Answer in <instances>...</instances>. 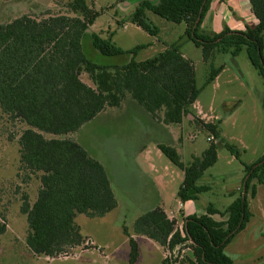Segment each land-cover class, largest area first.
I'll return each instance as SVG.
<instances>
[{"label":"trees","instance_id":"16d2710c","mask_svg":"<svg viewBox=\"0 0 264 264\" xmlns=\"http://www.w3.org/2000/svg\"><path fill=\"white\" fill-rule=\"evenodd\" d=\"M211 0H142L130 14V22L151 35L159 28L147 17L150 11L167 21L184 23L183 35L201 50L209 64L207 78L201 87L195 83L194 66L174 42L144 60H136L138 51L148 44L123 49L97 33L86 34L98 12L85 0H71L67 5L75 14H47L38 18L22 14L0 23V108L11 118L27 125L18 139L20 162L30 171L39 172L40 186L36 199L30 203L22 198L20 212L25 215L28 233L25 243L37 256L57 257L82 246L86 238L75 223L83 213L99 217L116 207L107 172L103 164L92 157L75 140L64 135L78 130L106 107H117L126 93L153 117L163 110V122L181 123L197 100L201 89L210 84L222 70L215 66L217 53L238 55L242 49L263 80L264 104V0H249L257 19L245 30L224 26L219 33L201 29ZM86 36L92 47L104 56L127 55L122 64H98L87 57L83 42ZM86 72L95 85L80 78ZM220 120L203 122L211 137L239 159L240 151L220 136ZM45 133L54 137H45ZM217 143L211 141L200 156L184 164L176 149L158 144L168 160L183 171L177 196L181 201L196 200L210 188L198 184L204 171L217 160ZM244 177L240 194L224 209L212 203L205 213L184 218L183 235L162 208L144 211L133 230L169 251L184 241H190L193 258L188 264H234L224 252L233 237L242 231L250 217L247 194L256 195V184H264V154L256 161L242 162ZM255 180V181H254ZM214 214L225 216L215 220ZM5 224L0 222V234ZM128 236L127 264H135L139 251L136 241ZM166 256L161 264H172Z\"/></svg>","mask_w":264,"mask_h":264},{"label":"rangeland","instance_id":"374dc122","mask_svg":"<svg viewBox=\"0 0 264 264\" xmlns=\"http://www.w3.org/2000/svg\"><path fill=\"white\" fill-rule=\"evenodd\" d=\"M70 1L0 0V23L8 22L22 14L35 15L38 18L47 17L46 13L78 15L68 8ZM85 1L90 8L98 12L94 22L86 30L87 35L93 32L104 38L111 37L115 45L123 49H130L138 44H149L138 51L136 60L155 55L161 51L164 43L176 42L179 44V50L193 63L196 86L203 85L209 72V64L203 61L200 48L183 36V22L167 21L147 11L148 19L158 28L171 27L167 34L163 28L159 35H151L130 22V14L142 0ZM83 46L87 57L98 64H122L128 59L127 55L112 57L98 53L87 36ZM213 64L224 65V71L216 81L201 89L196 107H191L182 124L165 123L170 133L166 130H151L142 115L128 110L126 101H136L126 93L120 107H108L107 116H97L64 137L79 143L103 164L111 177L113 174L116 193L119 192L116 186L121 190L136 192L138 183L144 182L132 178L129 166L142 146L155 150L157 142H168L177 148L181 161L187 164L193 156H200L211 141L217 142L202 128V123L220 120V136L238 148L239 159L222 143L216 145L217 160L205 170L199 180L200 184L210 186V190L199 195L198 203H212L224 212L230 201L241 192L244 177L241 161L249 164L264 154L263 80L250 64L244 49L235 57L217 53ZM80 78L86 84L95 86L86 72L82 71ZM237 102L238 106H234ZM159 113L162 116L163 111H158L157 119ZM26 128L25 123L11 118L0 108V222L5 224V231L0 234V264H127L125 254L127 248L129 252V245L128 242L122 243V233L125 234L124 228L130 219L137 212L145 211L148 205L140 204L135 199H128V204L121 203L115 211L99 217L76 214L75 223L79 226L81 234L84 237L92 235L97 246L107 245L102 248L101 254L92 251L93 253H80L78 258H64L74 252L79 253L80 248L88 247L89 241L59 255L60 258L36 256L27 249L25 238L28 226L25 215L20 212V205L25 196L30 203L36 198L40 173H30L20 162L18 139ZM44 135L54 137L48 133ZM207 136L211 139L207 140ZM160 156V159L154 158V163L163 172L164 166H167L166 178H171V182H163L160 187L163 202L169 206L175 200L183 174L166 156ZM122 171L123 174L120 175ZM237 186H240L238 191ZM231 191L234 192L230 194ZM247 200L252 213L250 224L246 230L233 237L224 251L235 264H264V184L259 186L256 197L251 198L247 194ZM105 216V220L100 219ZM219 218L222 220L225 216L219 215ZM176 246L174 253L170 255L172 261L176 260L172 264H188V258L194 257L190 242L184 241ZM151 256L152 258H149L143 253L138 264H159V253Z\"/></svg>","mask_w":264,"mask_h":264},{"label":"crops","instance_id":"0c3cea01","mask_svg":"<svg viewBox=\"0 0 264 264\" xmlns=\"http://www.w3.org/2000/svg\"><path fill=\"white\" fill-rule=\"evenodd\" d=\"M256 23H257V19H256V17L254 16V14L251 11L249 0H211L209 9L206 12V14L204 15V18L202 20L201 29L204 32H206V33H219L223 29L224 26H227L228 28H230L232 30H241L242 31V30H245L246 26L255 25ZM163 28L166 30V34L169 31H171V27L168 28V27L164 26ZM163 28H159V32H158L157 35L162 33V29ZM184 29H185V24H184ZM107 38L111 40V37H107ZM171 43H174V42L164 43L163 48L161 49V51L166 47V45H169ZM182 55L185 58L189 59L184 53H182ZM224 69H225V66L223 65L222 70L218 73V75L216 76V78L212 82H214V81H216L218 79L219 74H221V72L224 71ZM122 101H121V103H122ZM126 102H127L126 103V108L128 110H130L132 113H136V114L142 115L144 117V120L146 121V123L149 124V128L151 130H155V129H158L160 131L161 130H166V132L170 133L167 130V125L165 124V122H163V119H162L163 115L161 116V114L159 113V118L157 119V118L153 117L148 111H146L144 109L143 106H141L137 102H133L130 99L128 101H126ZM121 103L117 107H120L122 105ZM195 104H196V101L193 103L192 106L194 107ZM238 104L239 103L237 102V103H235L234 106H238ZM107 108L108 107H106L103 111L98 113L95 117L100 116V115L101 116H103V115L107 116L109 114V112H108L109 110ZM94 118H92V119H94ZM108 119H110V118H108ZM182 121H183V119H182ZM182 121H181V123H178V124H182ZM202 128H204V127H202ZM207 137H209V136H207ZM160 143L171 145L168 142L167 143H165V142H157L155 144L156 145V149L155 150L148 149V148H145L144 146H142L143 148L139 149V151L135 155L134 159L132 160L131 165L129 166L132 178L134 180H135V178H138V179H140V180H142L144 182L143 184H142V182L138 183V186L136 187V189H137L136 192L137 193L136 192H131V191L127 190V189L121 190V188H119L117 186H116V189H118L119 192L116 193V191L114 189V182L116 180L114 179L113 174H112V177H111V175H109V173L106 171L107 175H108V178H109V181H110V185H111L113 194H114V197L116 199V207H114L112 210L108 211V213L112 212V211H115V209H117L118 206L121 203L128 204V201H129L128 199H135L140 204H148L146 209H145V211L148 210V209L154 208L156 206H159L160 208L163 209V211L165 212L166 216L170 220H174L175 221V227L180 229V228L183 227L184 218L186 216L191 215V214H196V215L204 214L206 206L209 203L199 204L198 203L199 197L196 200L181 201L178 198V196H177V191H178V188L180 186L179 185L177 190H176V196H175L174 202L171 203L169 206L165 205V203L163 202L164 199H163V196H162V192H161L162 189L160 187V184H162L163 182H164V184H166L167 182H171V178H169V179L166 178V172H165V170L167 169L166 165L164 166V172H163L154 163V158L160 159V157H161L160 155H163L161 153V151L157 147L158 144H160ZM216 143L218 144V142H216ZM171 146H173V145H171ZM175 149L178 152L177 148H175ZM121 174H123V171L120 173V175ZM182 174H183V171H182ZM202 177L199 180H201ZM182 180H183V177H182ZM199 180L197 182L198 184H200ZM200 185H206V184H200ZM260 185H262V184H256V196L258 194ZM239 187L240 186L236 187L237 191H238ZM209 188H210V186H209ZM232 192H234V191H231L230 194H232ZM36 196H37V194H36ZM236 197H234L230 201V203ZM216 208L218 210H220L218 207H216ZM143 212H139V213L137 212L136 215H134L130 219L129 224L127 226H125L127 231H128V233H129V235H130V237H132L136 241V243L138 245L139 255H138V259L135 262V264H138V262L140 261L143 253H146L149 258H152L151 255H155V254L158 255V253H159L158 262H159V264H161L162 260L168 255L169 250L166 247L159 245L156 241H154V240H152V239H150V238H148V237H146L144 235L135 233L134 230H133V223H134L135 219L139 215H141ZM251 217H250V219H251ZM105 218H106V216L102 217L100 219L101 220H105ZM213 218L215 220H220L219 214H214ZM249 224H250V220L246 224V227L243 229V231L247 229ZM263 225H264V223H263ZM261 233H263V232H261ZM122 235H123V238H124L122 243H127L128 242V236L123 234V233H122ZM85 238H86V242L87 241L90 242L88 247L80 248L78 250L79 253L74 252L73 255L64 256V258H68V257L78 258L80 253H87V252L93 253L92 251H96L98 254H101L102 248H106V246H107V245L97 246L96 243H95V239H94V237L92 235H87V236H85ZM27 249L29 250L28 247H27ZM115 250H116V248H115ZM128 255H129V252H128V248H127V251H126V254H125L126 262L128 261ZM45 257H47L49 259L54 258V257H48V256H45ZM60 257L61 256H57L55 258H60ZM232 261H233V259H232Z\"/></svg>","mask_w":264,"mask_h":264},{"label":"built area","instance_id":"2783aa9c","mask_svg":"<svg viewBox=\"0 0 264 264\" xmlns=\"http://www.w3.org/2000/svg\"><path fill=\"white\" fill-rule=\"evenodd\" d=\"M211 138L207 137V140H210ZM215 142V141H214ZM181 234L183 235V231H182V228L179 229ZM190 242V241H189ZM176 248H178V246H176ZM174 253V249H172L171 251L168 252V257H170V255Z\"/></svg>","mask_w":264,"mask_h":264}]
</instances>
